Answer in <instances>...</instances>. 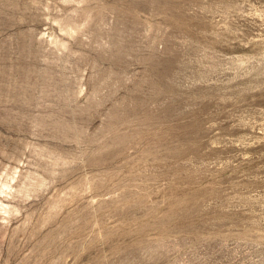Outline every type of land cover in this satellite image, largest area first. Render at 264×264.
Segmentation results:
<instances>
[{"label": "rangeland", "instance_id": "374dc122", "mask_svg": "<svg viewBox=\"0 0 264 264\" xmlns=\"http://www.w3.org/2000/svg\"><path fill=\"white\" fill-rule=\"evenodd\" d=\"M0 264H264V0H0Z\"/></svg>", "mask_w": 264, "mask_h": 264}]
</instances>
